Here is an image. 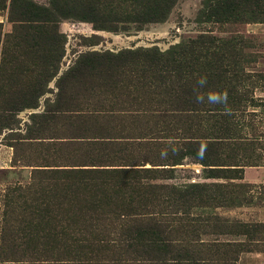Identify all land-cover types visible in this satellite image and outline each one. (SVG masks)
<instances>
[{"label":"rangeland","instance_id":"obj_1","mask_svg":"<svg viewBox=\"0 0 264 264\" xmlns=\"http://www.w3.org/2000/svg\"><path fill=\"white\" fill-rule=\"evenodd\" d=\"M21 1L0 0V264H264V21L177 0L113 32L71 0ZM205 38L233 63L203 88L132 69ZM209 91L225 99L196 102Z\"/></svg>","mask_w":264,"mask_h":264},{"label":"trees","instance_id":"obj_2","mask_svg":"<svg viewBox=\"0 0 264 264\" xmlns=\"http://www.w3.org/2000/svg\"><path fill=\"white\" fill-rule=\"evenodd\" d=\"M176 1L71 0L72 7L81 12L83 19L96 28L113 32L125 30L129 25L141 28L148 23L164 21ZM22 4L24 5L23 1L19 0V8ZM21 13L25 14V12ZM49 14L45 8L35 6L31 18L35 22L46 23L50 21ZM200 18L202 21L215 23L263 22L264 0H204ZM222 51L224 49H220L210 38H205L187 44H175L163 52H157L152 48L137 51L141 53L130 60L134 67L132 69L136 73L140 72L154 91H160L163 79L168 77V71H171L174 77L180 78L185 75L186 78L192 77V80H197L206 77V72H209V75L216 74L215 71L222 65L229 69V64L233 62H226ZM119 54H112L113 60L122 61L126 58ZM92 64L93 62L88 58L82 64L89 75L97 71ZM68 72H71V76H75L78 74V68H70ZM198 72H202V75L198 76Z\"/></svg>","mask_w":264,"mask_h":264},{"label":"clouds","instance_id":"obj_3","mask_svg":"<svg viewBox=\"0 0 264 264\" xmlns=\"http://www.w3.org/2000/svg\"><path fill=\"white\" fill-rule=\"evenodd\" d=\"M198 85H199V87H201V88L205 87V86L207 85V80H206V78H203V77L200 78L199 81H198ZM205 99H206L209 103H213V104H215V103H220V102H222V101L225 99V97H224L223 95H221V94H219V93H216V92H213V91H209V92L207 93L206 97H205V96H201V95H199V94L196 95V102H197V103H201V102H203ZM167 155H168V153H167L166 151H162V152H161V157H166Z\"/></svg>","mask_w":264,"mask_h":264},{"label":"built area","instance_id":"obj_4","mask_svg":"<svg viewBox=\"0 0 264 264\" xmlns=\"http://www.w3.org/2000/svg\"><path fill=\"white\" fill-rule=\"evenodd\" d=\"M263 166H264V154H263Z\"/></svg>","mask_w":264,"mask_h":264}]
</instances>
